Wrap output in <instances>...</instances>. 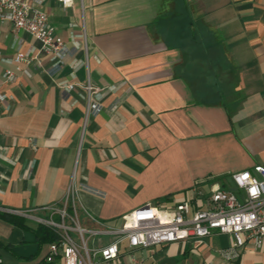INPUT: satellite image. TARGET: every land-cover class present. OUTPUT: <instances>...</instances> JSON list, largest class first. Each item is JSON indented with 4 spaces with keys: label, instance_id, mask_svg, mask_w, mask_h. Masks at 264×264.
<instances>
[{
    "label": "crops",
    "instance_id": "0c3cea01",
    "mask_svg": "<svg viewBox=\"0 0 264 264\" xmlns=\"http://www.w3.org/2000/svg\"><path fill=\"white\" fill-rule=\"evenodd\" d=\"M36 6L70 55L60 63L0 22V207L31 216L0 213L2 264L42 262L50 242L33 217L62 209L73 177L79 224L96 229L146 204L198 208L194 186L235 191L232 173L264 166V0ZM87 82L101 89L90 101ZM229 242L216 232L150 248L123 241L117 264H264V247L225 262Z\"/></svg>",
    "mask_w": 264,
    "mask_h": 264
},
{
    "label": "built area",
    "instance_id": "2783aa9c",
    "mask_svg": "<svg viewBox=\"0 0 264 264\" xmlns=\"http://www.w3.org/2000/svg\"><path fill=\"white\" fill-rule=\"evenodd\" d=\"M63 8L73 5V0H57ZM40 0H0V22L9 23L14 32H26L41 45V51L64 62L70 50L55 28L49 24L46 13L36 6ZM14 62L24 63L18 54ZM14 74L5 71L3 83L13 81ZM73 90L74 85L64 87ZM89 101L101 89L89 82L82 86ZM8 96L0 91V107ZM231 191L223 186H212L208 193H202L194 186L196 197H202L200 206L193 209L192 200L187 199L172 210L146 204L121 216L118 227L104 225L99 221L96 229L83 228L78 221V189L72 178L64 197L62 209L42 207L50 210L48 219L34 218L39 226L47 228L56 237L47 246L42 262L37 264H117L119 247L126 241L128 248H150L159 244L195 242L216 232L230 237L229 245L219 251L227 263L236 261L248 248L259 250L264 247V166L255 165L250 170L234 172L229 176ZM239 194L240 196H238ZM240 197V199L238 198ZM70 206L73 214L66 211ZM31 217L28 211H17L0 207V213ZM57 213L60 221H54ZM110 242L102 244V239ZM0 264L2 260L0 259ZM22 264H36L27 261ZM130 264H135L133 257Z\"/></svg>",
    "mask_w": 264,
    "mask_h": 264
},
{
    "label": "trees",
    "instance_id": "16d2710c",
    "mask_svg": "<svg viewBox=\"0 0 264 264\" xmlns=\"http://www.w3.org/2000/svg\"><path fill=\"white\" fill-rule=\"evenodd\" d=\"M39 231L43 234L44 237H46L47 240H49V242L55 241V235L47 228L41 227Z\"/></svg>",
    "mask_w": 264,
    "mask_h": 264
},
{
    "label": "rangeland",
    "instance_id": "374dc122",
    "mask_svg": "<svg viewBox=\"0 0 264 264\" xmlns=\"http://www.w3.org/2000/svg\"><path fill=\"white\" fill-rule=\"evenodd\" d=\"M228 188V187H227ZM235 193H237V191H235ZM238 196H240L239 194H237ZM239 199H240V197H238ZM121 225V221H119L118 223H117V226H120Z\"/></svg>",
    "mask_w": 264,
    "mask_h": 264
}]
</instances>
